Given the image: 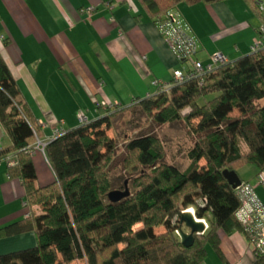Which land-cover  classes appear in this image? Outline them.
<instances>
[{"label":"trees","instance_id":"obj_1","mask_svg":"<svg viewBox=\"0 0 264 264\" xmlns=\"http://www.w3.org/2000/svg\"><path fill=\"white\" fill-rule=\"evenodd\" d=\"M137 1L158 23L183 2L210 5L224 0ZM244 1L263 23L257 0ZM100 104H96L100 118L74 129H58L60 135L43 147L55 182L35 188L30 156L42 133L0 57V127L10 141L0 149V163H6L9 179L21 181L31 209L30 217L2 227L0 239L25 233L36 238L32 248L0 255V264L83 260L86 264H204L207 247L226 264L219 232L241 233V228L234 218L239 202L223 172L232 171L239 178L238 171L246 166H254L257 175L264 171V48L215 68L202 82L175 84L168 92L158 91L137 102L158 125L184 124L193 140L189 163L184 171L162 163V149L151 135L128 139L124 159L128 170L148 173L136 178L132 194L116 203L108 199L115 191L109 177L115 145L105 130L111 128L110 113L122 108L103 110ZM234 111L237 117H231ZM240 143L247 153L241 152ZM201 160L204 166L199 165ZM203 200L206 203L200 207ZM191 208L208 228L203 235H194L193 245L185 248L172 222ZM137 224L142 228L134 231ZM160 226L166 231L154 234ZM256 264H264V257H258Z\"/></svg>","mask_w":264,"mask_h":264},{"label":"crops","instance_id":"obj_2","mask_svg":"<svg viewBox=\"0 0 264 264\" xmlns=\"http://www.w3.org/2000/svg\"><path fill=\"white\" fill-rule=\"evenodd\" d=\"M259 1L263 11L257 9L264 16V0H257L256 7ZM89 7L94 11L87 19L82 11ZM175 9L197 42L194 58L204 66L216 53L229 62L249 55L262 24L257 11L244 0L210 5L186 1ZM0 57L42 133L30 156L35 188L55 182L44 150L36 148L53 139L55 127L63 131L78 127V113L88 122L97 120L102 112L97 103L127 108L154 95V82H171L172 73L182 70L157 23L137 0H0ZM240 144L243 154L247 153ZM9 145L0 127V149ZM248 167L238 171L239 179L254 186L264 204V191L256 186L257 170ZM25 196L21 181L9 179L6 163H0V229L24 219ZM219 236L226 264H256L240 232H219ZM35 244L33 233L2 238L0 255ZM204 264L224 263L210 248Z\"/></svg>","mask_w":264,"mask_h":264},{"label":"built area","instance_id":"obj_3","mask_svg":"<svg viewBox=\"0 0 264 264\" xmlns=\"http://www.w3.org/2000/svg\"><path fill=\"white\" fill-rule=\"evenodd\" d=\"M258 8L263 11V2L259 1ZM94 11L93 7H89L82 11L87 15V19ZM159 32L164 38L172 55L178 63L185 65L182 70H175L172 73V80L168 83L154 82L153 86L156 92H168L175 84H181L185 81L202 79L208 73H211L215 68L229 64L230 62L222 54H214L210 57V64L204 66L194 57L197 54L198 45L196 40L189 34L188 27L183 23L178 11L174 8L167 13L163 19L157 23ZM264 48V21L257 30V39L250 47V54H257ZM98 107L103 110L114 109L116 105H108L101 103ZM77 119L80 124L86 123V117L82 113L77 114ZM54 135H60L57 127L53 129ZM44 146L41 143L36 145V148ZM256 186H260L264 191V171L260 172L256 177ZM235 196L239 202V207L234 213V218L241 228V234L247 239L251 250L256 258L264 257V204L255 192V187L249 183H241L234 189ZM206 201L203 200L200 207H204ZM23 208L25 209L24 218L31 215V209L24 201ZM191 210L196 222H201L205 226V231L208 225L204 219H196L194 210ZM185 210L183 212H187ZM182 212V213H183ZM179 219H174L172 226L175 227V235L179 238L177 233Z\"/></svg>","mask_w":264,"mask_h":264},{"label":"rangeland","instance_id":"obj_4","mask_svg":"<svg viewBox=\"0 0 264 264\" xmlns=\"http://www.w3.org/2000/svg\"><path fill=\"white\" fill-rule=\"evenodd\" d=\"M185 67L186 66L182 64V67H180V69ZM108 105L112 104L108 103ZM236 113L238 112L234 111L230 115L233 116ZM110 114L112 115L110 122L111 128L105 130V135L108 138L112 139L115 145V154L109 165V177L112 180V190L124 192L126 189L129 192V195H131L133 189L135 188L134 180L136 178H140V176L144 173H148V170L139 169L137 170V172L128 170V165L125 163L126 160H124L126 159L125 145L127 143V140L137 136L151 135L154 139H156L162 149V163L174 165L181 171H184L187 168L189 163L187 159V152L191 148L193 140L187 133L188 130L183 123L178 122L158 125L152 118L146 116L142 112L137 103H133V105L127 108L115 109ZM195 123L196 121H194V124ZM241 146L242 144H240V149L243 153V147ZM202 163L203 160L199 162V165H201ZM248 168H251V166H249ZM245 171L246 172L244 173L246 174V176H248L247 170ZM36 210H38V208H35L34 211ZM140 228H142V225L137 224L133 227V230L136 231ZM182 230L187 232L184 227L182 228ZM165 231L166 229L163 226H160L155 228L153 232L154 234L159 235L164 233ZM33 246H36V244ZM120 247L122 248L123 246ZM209 249L210 248L207 247V251ZM73 264L86 263L83 260L74 262Z\"/></svg>","mask_w":264,"mask_h":264},{"label":"water","instance_id":"obj_5","mask_svg":"<svg viewBox=\"0 0 264 264\" xmlns=\"http://www.w3.org/2000/svg\"><path fill=\"white\" fill-rule=\"evenodd\" d=\"M223 176L233 190L241 184L237 174L232 171H224ZM128 196L129 192L126 189L124 192L115 190L108 194V199L111 203H116ZM183 227L187 232L182 230ZM177 233L180 244L185 248H189L194 243V235L201 236L205 233V226L201 222H196L191 213L183 212L179 219Z\"/></svg>","mask_w":264,"mask_h":264},{"label":"bare ground","instance_id":"obj_6","mask_svg":"<svg viewBox=\"0 0 264 264\" xmlns=\"http://www.w3.org/2000/svg\"><path fill=\"white\" fill-rule=\"evenodd\" d=\"M188 213H191V211L189 210V211H187Z\"/></svg>","mask_w":264,"mask_h":264}]
</instances>
